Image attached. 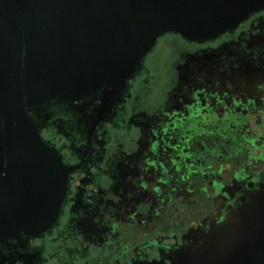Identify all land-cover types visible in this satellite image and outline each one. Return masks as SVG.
<instances>
[{
  "label": "flooded vegetation",
  "instance_id": "flooded-vegetation-1",
  "mask_svg": "<svg viewBox=\"0 0 264 264\" xmlns=\"http://www.w3.org/2000/svg\"><path fill=\"white\" fill-rule=\"evenodd\" d=\"M54 4L26 1L9 34L0 142L33 125L66 191L46 229L0 227V264H264V9L125 67Z\"/></svg>",
  "mask_w": 264,
  "mask_h": 264
},
{
  "label": "water",
  "instance_id": "water-1",
  "mask_svg": "<svg viewBox=\"0 0 264 264\" xmlns=\"http://www.w3.org/2000/svg\"><path fill=\"white\" fill-rule=\"evenodd\" d=\"M26 1L0 0L1 60L9 34L21 32L17 25ZM54 5L61 25L74 24L76 38L109 40L124 57L125 67H131L160 35L216 37L264 9V0H55ZM16 134L8 143L0 142V153L12 152L7 165L0 156V227L40 232L58 216L67 172L56 149L42 140L33 125L18 126Z\"/></svg>",
  "mask_w": 264,
  "mask_h": 264
}]
</instances>
